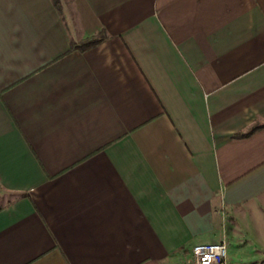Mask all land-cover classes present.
I'll return each instance as SVG.
<instances>
[{"label": "crops", "instance_id": "obj_1", "mask_svg": "<svg viewBox=\"0 0 264 264\" xmlns=\"http://www.w3.org/2000/svg\"><path fill=\"white\" fill-rule=\"evenodd\" d=\"M250 223L264 0H0V264H264Z\"/></svg>", "mask_w": 264, "mask_h": 264}, {"label": "built area", "instance_id": "obj_2", "mask_svg": "<svg viewBox=\"0 0 264 264\" xmlns=\"http://www.w3.org/2000/svg\"><path fill=\"white\" fill-rule=\"evenodd\" d=\"M192 257L176 264H230L225 240L196 243L191 247Z\"/></svg>", "mask_w": 264, "mask_h": 264}, {"label": "rangeland", "instance_id": "obj_3", "mask_svg": "<svg viewBox=\"0 0 264 264\" xmlns=\"http://www.w3.org/2000/svg\"><path fill=\"white\" fill-rule=\"evenodd\" d=\"M248 226H249L248 228H250V231L247 233V235L244 233V231H242V228L240 227L241 233H240L239 237L243 239L240 241L241 242L240 247L244 248L245 250L247 249L248 251L249 250L256 251V252H246V254L256 255V254L262 253V252H257V251L260 248L259 244L263 245L264 242H262L263 243L262 244V243L255 240V236H256L255 234L256 233H255L254 229H258V228L263 229V226H261L259 224L255 225L252 223H250ZM251 230H252V232H251ZM259 233H261V231H259ZM242 253H245V252H242Z\"/></svg>", "mask_w": 264, "mask_h": 264}, {"label": "trees", "instance_id": "obj_4", "mask_svg": "<svg viewBox=\"0 0 264 264\" xmlns=\"http://www.w3.org/2000/svg\"><path fill=\"white\" fill-rule=\"evenodd\" d=\"M54 4L57 6L58 10H59V0H53ZM92 39V38H91ZM89 39L88 42H91L93 40ZM257 127H259V125L253 126L252 128H250L248 130V132H239L236 135L237 136H242V135H247L248 133L252 132L253 130H255Z\"/></svg>", "mask_w": 264, "mask_h": 264}]
</instances>
